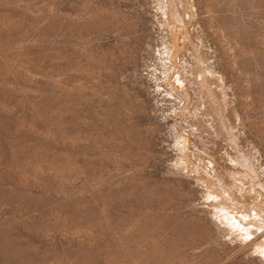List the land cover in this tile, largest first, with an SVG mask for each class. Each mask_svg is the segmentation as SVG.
<instances>
[{"label":"rangeland","instance_id":"374dc122","mask_svg":"<svg viewBox=\"0 0 264 264\" xmlns=\"http://www.w3.org/2000/svg\"><path fill=\"white\" fill-rule=\"evenodd\" d=\"M0 264H264V0H0Z\"/></svg>","mask_w":264,"mask_h":264}]
</instances>
